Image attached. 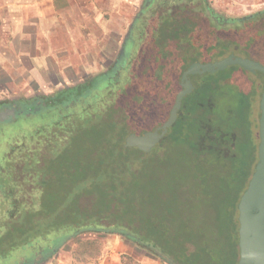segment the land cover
Wrapping results in <instances>:
<instances>
[{"label":"trees","instance_id":"1","mask_svg":"<svg viewBox=\"0 0 264 264\" xmlns=\"http://www.w3.org/2000/svg\"><path fill=\"white\" fill-rule=\"evenodd\" d=\"M189 1L150 0V28L145 16L137 20L141 43L123 77L112 67L15 102L17 117L40 113L44 123L20 129L0 157L1 262L45 261L92 231L127 238L168 264L238 263L237 205L257 160L264 74L230 65L191 75L193 89L159 143L149 152L124 145L129 133L167 118L191 63L228 54L264 63V8L229 18L208 0L200 9Z\"/></svg>","mask_w":264,"mask_h":264},{"label":"rangeland","instance_id":"2","mask_svg":"<svg viewBox=\"0 0 264 264\" xmlns=\"http://www.w3.org/2000/svg\"><path fill=\"white\" fill-rule=\"evenodd\" d=\"M132 3H128L127 0H123L118 3V7H120L121 14H127L125 16V20L123 22V26H121V30L119 33L114 34V31L118 30V26L110 29L108 31L107 38L105 39V43L101 41L98 45L96 43L92 44V51H85L84 56L90 58L87 59H99L102 62L99 66H78V63L85 62L79 60L76 57L78 56V52H71L72 57L74 59L67 58V60H60L56 67H53V70L57 69L56 76H51L53 81L48 80L49 75L45 76L46 82L41 84H35L33 82H22L21 84L11 83L9 85L10 91L0 92V105L14 104L17 101H24L26 98H44L46 96L53 95L57 90H62L68 86L75 85L76 83L83 82L84 80L92 77L101 72H105L112 67H116V72L123 77L125 75V65L128 62V57L123 56L124 58H120L121 53L124 52L122 49L124 47V39L127 38V34H130L131 39L136 42L137 34H139L140 28L136 30L135 27L139 22L137 20L145 16L146 20V28H150V7L147 11L140 13L141 6H143L145 0H130ZM193 2L196 7H201L199 0H190ZM171 2V0H168ZM191 2V3H192ZM211 7H213L219 14H222L229 18H239L246 16L250 13H253L257 10L264 8V0H208ZM187 10L194 9L192 6L188 5ZM157 16V14H155ZM106 17L109 18L110 15L106 14ZM119 19V18H117ZM115 23L118 20L114 21ZM129 36V35H128ZM126 41V40H125ZM141 43V42H140ZM138 41L134 48L131 49V56L133 58V54L136 48L139 47L140 44ZM128 52V51H127ZM127 52H124L127 54ZM62 53H60L61 55ZM104 55V57L102 56ZM86 58V57H85ZM124 60V62H123ZM75 63L73 67L70 63ZM88 62V60H87ZM264 64V63H263ZM135 69V67L133 68ZM51 70V69H50ZM112 72V71H111ZM109 73V76L112 73ZM256 73H260L257 71ZM204 74V73H203ZM261 74V73H260ZM6 81V77L0 75V80ZM58 79V81H54ZM103 79L98 78V82L96 83V88L100 89L103 86ZM4 83V82H2ZM3 85V84H1ZM242 85L239 84V88L242 89ZM226 91V90H225ZM177 93V92H176ZM174 94V93H172ZM230 94L226 92L223 95V99L226 98L227 103L229 101ZM222 98L220 100H223ZM224 103V104H225ZM259 108V102H258ZM145 114V113H144ZM42 115L40 113L30 112V115L15 117L9 116L5 122L0 123V126L6 122H11L7 132L2 131L0 134V157L3 155L5 150L7 149L8 144H10L13 139V135L19 133L20 129L24 127V129H33V125L42 126L43 118H40ZM8 125V124H7ZM254 136L256 139L258 138V128H254ZM12 136V137H11ZM150 167V165H148ZM148 193V190H147ZM27 254L23 253L22 256H26ZM130 256L133 258L137 264H168L163 261L159 257L151 254L146 249L141 248L133 241L124 238L120 235L115 234H100L92 231H85L78 233L77 235L69 237L55 252L53 256L48 258L47 260H41L39 262H35L34 264H122L123 261L126 260V257ZM133 264H136V263ZM14 264V261H10L5 263L4 261H0V264Z\"/></svg>","mask_w":264,"mask_h":264},{"label":"crops","instance_id":"3","mask_svg":"<svg viewBox=\"0 0 264 264\" xmlns=\"http://www.w3.org/2000/svg\"><path fill=\"white\" fill-rule=\"evenodd\" d=\"M122 1L0 0V75L6 77L0 80V92H9L11 83H44L47 74L53 81L58 72L53 67L62 59H74L71 52L85 59L79 67L101 65L100 58L87 59L84 52L92 51L94 43H105L115 26L119 25L113 33L120 32L127 15L118 7Z\"/></svg>","mask_w":264,"mask_h":264},{"label":"water","instance_id":"4","mask_svg":"<svg viewBox=\"0 0 264 264\" xmlns=\"http://www.w3.org/2000/svg\"><path fill=\"white\" fill-rule=\"evenodd\" d=\"M230 65L264 74V64L249 57L228 54L220 59L208 62H193L181 74L180 86L174 97L167 118L155 129L144 130L142 133H129L124 139L126 147H136L149 152L174 124L177 112L184 96L193 89L190 76L194 74L214 73L224 70ZM257 160L248 184L240 196L238 209V246L237 264H264V87L259 99ZM16 110L7 108L0 111V123L9 116L15 117Z\"/></svg>","mask_w":264,"mask_h":264},{"label":"flooded vegetation","instance_id":"5","mask_svg":"<svg viewBox=\"0 0 264 264\" xmlns=\"http://www.w3.org/2000/svg\"><path fill=\"white\" fill-rule=\"evenodd\" d=\"M149 6H150V0H145L143 6H141L140 13H143L146 10V8ZM124 43L125 44H124V47L122 49L124 50V52H127V51L128 52H127V54H125L124 52H120L121 53L120 58L123 59L125 56H127L129 59L131 56V52H132L131 49L134 48V46H135V42L131 39L130 34H127V38L124 39ZM123 62H124V60H123ZM21 107H22L21 104H15V103L14 104H7V105L3 104V105H0V111H4L7 108H14L16 110V113H17L20 111ZM5 120H7V119H5ZM5 120L3 122H5ZM22 261L23 260L19 261L18 263L19 264H25V262L22 263ZM24 261H26V260H24Z\"/></svg>","mask_w":264,"mask_h":264}]
</instances>
